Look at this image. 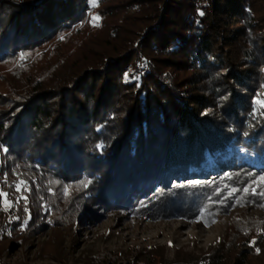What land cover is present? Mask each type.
Masks as SVG:
<instances>
[{
  "label": "trees",
  "instance_id": "obj_1",
  "mask_svg": "<svg viewBox=\"0 0 264 264\" xmlns=\"http://www.w3.org/2000/svg\"><path fill=\"white\" fill-rule=\"evenodd\" d=\"M257 101L264 0H0V263L47 233L41 256L59 260L52 245L106 213H233L208 252L125 264L264 261Z\"/></svg>",
  "mask_w": 264,
  "mask_h": 264
},
{
  "label": "rangeland",
  "instance_id": "obj_2",
  "mask_svg": "<svg viewBox=\"0 0 264 264\" xmlns=\"http://www.w3.org/2000/svg\"><path fill=\"white\" fill-rule=\"evenodd\" d=\"M233 213L224 215L210 225L179 219L144 222L115 213H106L100 221L74 228V239L63 237L57 245L60 259L41 256L42 247L52 234L36 236L24 246L3 253L0 264H125L153 247H163L168 261L175 251L199 255L216 247L223 239ZM256 215L257 212H256ZM52 252V249H48ZM100 260L96 263L92 261ZM263 257L254 264H264Z\"/></svg>",
  "mask_w": 264,
  "mask_h": 264
},
{
  "label": "snow or ice",
  "instance_id": "obj_3",
  "mask_svg": "<svg viewBox=\"0 0 264 264\" xmlns=\"http://www.w3.org/2000/svg\"><path fill=\"white\" fill-rule=\"evenodd\" d=\"M90 2H91V4H92L93 7H96L98 5L99 0H90ZM200 14L203 15V13H200ZM99 20H100V17L99 16H93L91 18V23L93 24V26H97L98 27L99 26ZM257 103H259L261 105V107H264V102L257 101ZM4 151H7V149L5 148ZM260 181L262 183H264V177H261L260 178ZM23 184H24V181H19L18 184L16 185V190L17 191H20L21 186ZM236 191H237L236 189H233L228 194V196L231 197V196L235 195ZM243 191L245 193H247L249 191V189L248 188H245V189H243ZM0 197H4V203L7 204V193H0ZM197 222H199V220Z\"/></svg>",
  "mask_w": 264,
  "mask_h": 264
}]
</instances>
